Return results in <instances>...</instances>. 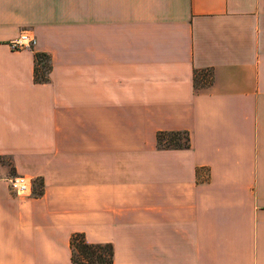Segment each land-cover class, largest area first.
I'll list each match as a JSON object with an SVG mask.
<instances>
[{
  "label": "crops",
  "instance_id": "0c3cea01",
  "mask_svg": "<svg viewBox=\"0 0 264 264\" xmlns=\"http://www.w3.org/2000/svg\"><path fill=\"white\" fill-rule=\"evenodd\" d=\"M74 232L114 264H264V0H0V264H74Z\"/></svg>",
  "mask_w": 264,
  "mask_h": 264
},
{
  "label": "trees",
  "instance_id": "16d2710c",
  "mask_svg": "<svg viewBox=\"0 0 264 264\" xmlns=\"http://www.w3.org/2000/svg\"><path fill=\"white\" fill-rule=\"evenodd\" d=\"M34 75L36 80H47L51 69L50 57L45 52H35ZM159 147H188L189 134L186 130H160L156 134ZM71 259L74 264H114L113 245L110 242H90L81 232L70 237Z\"/></svg>",
  "mask_w": 264,
  "mask_h": 264
},
{
  "label": "built area",
  "instance_id": "2783aa9c",
  "mask_svg": "<svg viewBox=\"0 0 264 264\" xmlns=\"http://www.w3.org/2000/svg\"><path fill=\"white\" fill-rule=\"evenodd\" d=\"M35 40L34 35H31L28 30L23 29L17 36L8 41V45L12 49L32 47ZM7 182L8 186L17 194L33 193V180L29 176L14 174L7 177Z\"/></svg>",
  "mask_w": 264,
  "mask_h": 264
},
{
  "label": "rangeland",
  "instance_id": "374dc122",
  "mask_svg": "<svg viewBox=\"0 0 264 264\" xmlns=\"http://www.w3.org/2000/svg\"><path fill=\"white\" fill-rule=\"evenodd\" d=\"M27 30V29H26Z\"/></svg>",
  "mask_w": 264,
  "mask_h": 264
}]
</instances>
